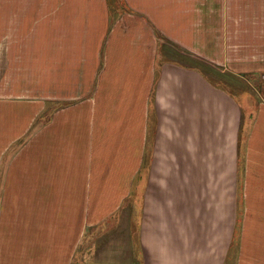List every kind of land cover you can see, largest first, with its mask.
Returning a JSON list of instances; mask_svg holds the SVG:
<instances>
[{
  "label": "crops",
  "instance_id": "crops-1",
  "mask_svg": "<svg viewBox=\"0 0 264 264\" xmlns=\"http://www.w3.org/2000/svg\"><path fill=\"white\" fill-rule=\"evenodd\" d=\"M216 4L0 0L19 17L0 56V192L34 193L33 219L82 218V235L127 197L91 220L90 191L131 195L99 246H75L67 220L33 247L18 233L0 264H264V55L219 39ZM103 159L131 168L91 169Z\"/></svg>",
  "mask_w": 264,
  "mask_h": 264
},
{
  "label": "rangeland",
  "instance_id": "rangeland-1",
  "mask_svg": "<svg viewBox=\"0 0 264 264\" xmlns=\"http://www.w3.org/2000/svg\"><path fill=\"white\" fill-rule=\"evenodd\" d=\"M217 1V17L213 15V22L219 24V39L223 40L227 31L229 32V37L235 39V41L245 40L246 46L250 47L251 53L258 57V52L260 51V56L264 55V0H213V6ZM111 7H118L122 0H108ZM19 17H6L0 16V56L6 55V39L9 40L14 37V31L17 28L13 27V19ZM230 27V30L228 29ZM185 61L191 65L200 66L198 62H195L192 58L185 57ZM202 67V66H200ZM211 75L216 74L221 78H224L223 74L217 69H210L206 67ZM215 76V75H214ZM218 78V77H217ZM216 78V79H217ZM106 168V175L110 173L111 169H129L131 168L130 159L114 160V159H103V160H92L91 169ZM118 173V172H117ZM105 175V176H106ZM138 184L144 182L145 177H140ZM95 181V177L92 176ZM107 179V176L104 178ZM137 179V177H136ZM106 182V181H105ZM105 182H102L103 185ZM131 182V181H130ZM136 184V182L134 183ZM97 185L96 187H104ZM49 192H43V203L45 197L50 195ZM125 203L122 208L116 209L111 214H115L104 221L102 226L103 231H96L97 229H86L82 235V225L84 220L64 219L65 215H61L63 209H50L43 205L42 213L44 219H33L35 214L40 213V206H36L34 193L30 192H0V247L8 246H18L19 234H23L27 240L24 239V243L28 247L35 246V237L38 232L41 234L43 232L44 237L51 235L50 233L61 235H66V221L73 223L74 238H76V244L79 239L82 238L80 247H94L99 246L103 241L97 239L102 238L106 233H111L116 223L119 219H130V205H131V195L125 191H90V209H91V220L103 217L108 211H111L116 206L118 200L124 195ZM133 195V193H132ZM82 208H75L76 211H80ZM208 210V209H207ZM52 211V212H51ZM49 218L47 219V215ZM63 217L64 222H61L59 217ZM22 218V219H20ZM36 222V223H35ZM82 235V236H81ZM66 238H69L66 236ZM81 240V239H80ZM66 241V239H65ZM44 243V242H43ZM45 244V243H44ZM96 244V245H95ZM98 244V245H97ZM46 246V245H45Z\"/></svg>",
  "mask_w": 264,
  "mask_h": 264
}]
</instances>
